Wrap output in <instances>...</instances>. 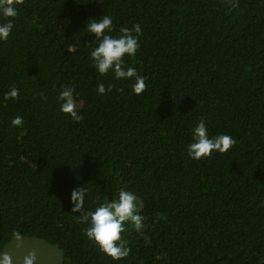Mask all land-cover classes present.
Returning <instances> with one entry per match:
<instances>
[{"label": "trees", "instance_id": "obj_1", "mask_svg": "<svg viewBox=\"0 0 264 264\" xmlns=\"http://www.w3.org/2000/svg\"><path fill=\"white\" fill-rule=\"evenodd\" d=\"M16 236L264 264V0H0V257Z\"/></svg>", "mask_w": 264, "mask_h": 264}, {"label": "rangeland", "instance_id": "obj_2", "mask_svg": "<svg viewBox=\"0 0 264 264\" xmlns=\"http://www.w3.org/2000/svg\"><path fill=\"white\" fill-rule=\"evenodd\" d=\"M0 259L8 264H62L61 250L43 239L13 238L10 249Z\"/></svg>", "mask_w": 264, "mask_h": 264}]
</instances>
